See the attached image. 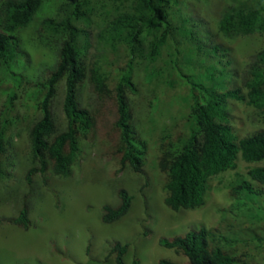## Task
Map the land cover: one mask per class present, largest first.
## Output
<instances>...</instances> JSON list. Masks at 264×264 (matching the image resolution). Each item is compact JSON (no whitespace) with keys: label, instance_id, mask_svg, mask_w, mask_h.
<instances>
[{"label":"trees","instance_id":"16d2710c","mask_svg":"<svg viewBox=\"0 0 264 264\" xmlns=\"http://www.w3.org/2000/svg\"><path fill=\"white\" fill-rule=\"evenodd\" d=\"M44 1L0 0V183L10 177L11 140L20 132L25 133L30 147L26 183L38 174L69 177L83 145L94 143L110 156L113 177L127 170L141 173L147 156H154L163 204L173 212L201 208L207 180L234 170L238 155L246 163L264 160V129L236 142L222 124L227 100H246L264 115V49L255 54L243 76L245 95L240 89L216 85L212 74L183 77L188 109L154 141L152 113L140 136L134 124V104L142 85L151 83L158 73L152 65L174 33L167 19L168 0H110L123 10L92 40L93 0L62 3L53 17L38 25L39 41L47 47L59 46L56 65L45 78L31 80L24 74L27 55L20 49L16 32L30 25ZM225 4L218 20L223 36L245 37L264 31L259 21L264 16V0H225ZM61 84L66 127L55 134L52 103ZM85 84L94 95L92 110L78 102L79 89ZM106 120L110 126L101 132ZM248 177L251 182L239 181L230 190V205L221 211L222 219L215 227L158 240L161 247L186 258L185 263L161 259L158 264H237L236 246L255 243L264 248V167L251 168ZM117 198L118 205L101 208L103 223L113 224L128 213L132 197L121 189ZM9 222L28 230L27 207ZM111 251L115 264H125L126 246L115 243Z\"/></svg>","mask_w":264,"mask_h":264},{"label":"rangeland","instance_id":"374dc122","mask_svg":"<svg viewBox=\"0 0 264 264\" xmlns=\"http://www.w3.org/2000/svg\"><path fill=\"white\" fill-rule=\"evenodd\" d=\"M68 1L45 0L30 25L16 32L20 49L27 55L24 74L31 80L43 79L54 69L59 50V46L47 47L39 41V22L53 17L59 6ZM168 2L167 19L174 33L152 65L158 73L151 83L142 85L134 104V124L140 136L148 114L152 113L154 141L188 109L189 100L181 85L183 77L212 74L216 85L240 89L245 95L243 76L255 54L264 49V31L245 37H226L218 31L225 0ZM93 4L91 40L108 20L123 10L121 4L110 0H93ZM259 21L264 24V16ZM139 79H143L142 73ZM63 97L61 84L52 103L55 134L66 127ZM78 102L83 108L93 109L94 95L87 84L79 89ZM224 114L222 124L231 130L236 142L264 129V115L246 100H227ZM109 126L110 121L106 120L101 132ZM11 144L14 159L10 177L0 183V264H115L111 251L115 243L126 246L125 264H158L161 259L185 263L186 258L161 247L158 240L183 235L191 229L215 227L222 219L221 211L230 205V190L239 181L251 182L248 177L251 168L264 167V160L246 163L238 156L234 170L207 180L208 190L201 208L173 212L163 204L154 156H147L141 173L127 170L113 177L114 167L105 148L85 143L69 177L38 174L28 184L24 176L31 161L25 133L13 135ZM121 189L132 197L130 209L119 221L105 224L101 221V208L118 205L117 193ZM23 207H27L31 222L28 230L9 222ZM234 249L239 256L237 264H264L263 247L251 243Z\"/></svg>","mask_w":264,"mask_h":264},{"label":"clouds","instance_id":"9594fccd","mask_svg":"<svg viewBox=\"0 0 264 264\" xmlns=\"http://www.w3.org/2000/svg\"><path fill=\"white\" fill-rule=\"evenodd\" d=\"M239 156V155H238Z\"/></svg>","mask_w":264,"mask_h":264}]
</instances>
